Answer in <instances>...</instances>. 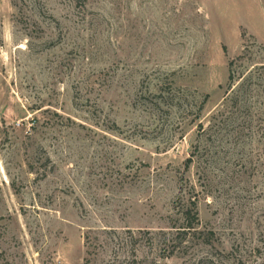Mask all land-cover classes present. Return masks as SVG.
I'll list each match as a JSON object with an SVG mask.
<instances>
[{"label":"rangeland","instance_id":"374dc122","mask_svg":"<svg viewBox=\"0 0 264 264\" xmlns=\"http://www.w3.org/2000/svg\"><path fill=\"white\" fill-rule=\"evenodd\" d=\"M0 264H264V0H0Z\"/></svg>","mask_w":264,"mask_h":264},{"label":"trees","instance_id":"16d2710c","mask_svg":"<svg viewBox=\"0 0 264 264\" xmlns=\"http://www.w3.org/2000/svg\"><path fill=\"white\" fill-rule=\"evenodd\" d=\"M234 62L231 63L233 66ZM192 158H189V161H191ZM184 219L189 223V226L191 229L195 228L199 224V214L198 211L188 206L186 208V211L184 212ZM195 225V226H194Z\"/></svg>","mask_w":264,"mask_h":264}]
</instances>
